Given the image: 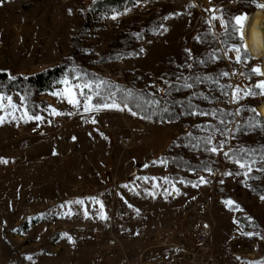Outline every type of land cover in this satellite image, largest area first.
Instances as JSON below:
<instances>
[{
	"label": "rangeland",
	"instance_id": "rangeland-1",
	"mask_svg": "<svg viewBox=\"0 0 264 264\" xmlns=\"http://www.w3.org/2000/svg\"><path fill=\"white\" fill-rule=\"evenodd\" d=\"M95 1L1 2L0 70L31 76L73 57L78 44L77 65L153 96L165 93L170 78H184L192 67L213 74L218 81L203 89L211 101L195 104L214 111L218 104L229 115L221 118L214 111L203 112L207 115L194 111L197 114L179 113V120L157 123L133 115L123 105L122 110L85 112V97L91 96L93 103L94 86L77 88L84 84L75 76L73 80L65 76L53 92L41 96L46 103L52 100L50 105L57 111L59 104L73 110L68 118V109L64 128L51 134L43 125L53 123L55 114L44 118L46 112L39 121L24 119L28 111L22 97L0 93L4 97L0 101L4 117L0 264H139L173 259L187 264L181 258L195 244L189 230L202 221L210 222L212 233L211 251L200 257L201 264H259L264 260V94L254 86L264 76L252 69L260 64L264 71V46L245 39L248 58L237 62L231 45L241 43L238 36L213 17L226 21V10L248 4L250 21L264 25V10L251 0H231L226 5L214 0L130 1L119 13L96 17L90 11ZM88 12L92 15L86 23ZM149 27H153L150 34ZM125 38L131 49L126 56L98 60L113 45L120 50L119 42ZM67 87L76 93L79 106L68 102ZM203 90L191 87L184 94ZM249 90L255 94L245 95ZM239 127L242 131L237 132ZM192 132L211 137V147L223 145L220 151L209 152L215 171L174 164L184 159L194 165L206 157L178 141ZM132 136L135 142L142 139V144L123 150V141ZM235 156L254 161L252 171L245 175L246 169L234 163ZM195 171L214 174L203 176L206 182L200 183ZM213 181L214 193L209 189ZM227 200L234 205L227 206ZM161 234H170L174 246L162 247Z\"/></svg>",
	"mask_w": 264,
	"mask_h": 264
},
{
	"label": "trees",
	"instance_id": "trees-1",
	"mask_svg": "<svg viewBox=\"0 0 264 264\" xmlns=\"http://www.w3.org/2000/svg\"><path fill=\"white\" fill-rule=\"evenodd\" d=\"M3 1L5 0H0V3ZM130 1L152 2L155 0H96L90 11L96 17L115 14L119 13L122 9V6L124 4L130 3ZM214 1L218 5H226L231 0ZM226 11V22L230 21L233 16L242 12H250L248 4H242V6L236 10L228 9ZM91 13L88 12L86 15V23L89 22V16L92 15ZM161 22L162 19L159 20L157 24H160ZM228 28L230 29V27ZM152 30L153 27H149L146 33L150 34ZM129 42L130 40L125 38L124 42H119L122 44L120 45V50H116L113 45L110 51L106 55L101 56V58H98V60L100 62L114 61L120 57L126 56L131 51L129 48ZM76 46L73 57L65 58L54 67L47 68L31 76L12 75L6 71L0 70V93L4 95L18 93L22 97L28 113L30 115H39L40 109L47 106V103L41 100L42 94L53 92L57 87L59 80H61L63 77L69 76V78L72 79V77L75 76L82 84L91 83L94 86V91L99 93V95L94 94L93 96L94 104L110 102L113 99L118 103H121V105L126 102L128 104L127 108H129L131 111L157 123L179 120L181 117L179 113H193L194 111L211 113L214 111L211 110V107H199L200 104H206V101L210 100L209 96L206 94L207 92L203 89H209L213 83L218 81L215 77H213V74L208 75L203 71L198 72L196 71V68L192 67L186 77H180V79L170 78L171 83L163 96H153L145 90H139L133 87H125L117 82L101 78L95 73L85 70L84 67L77 65L75 61L77 58L74 57L78 51ZM194 65L199 66L200 61L195 60ZM187 85L196 87V89H202L204 93L197 92L195 93L196 95H186L184 93L186 91L189 92L188 90L191 88L187 87ZM110 94L111 99L109 98ZM195 102H198L199 105H196ZM214 107L216 109L214 113L217 115V117L223 118L229 115V112L221 110L218 107V104H216ZM262 107H264V105ZM236 131H242L241 127H239ZM194 135V132H192L190 136H187L186 138L181 137L178 141L180 143L187 142L193 146L192 149L195 152L200 151L199 153L205 154L206 157L204 160L200 162L197 161V163L194 165L190 164V162L184 159L180 160L179 162L172 161L177 167L180 166L184 169H211V171H215L214 164L212 163L213 155L209 154L210 150H208L211 148V145L206 143L209 136L204 134L200 136ZM179 142H173L170 147L176 145Z\"/></svg>",
	"mask_w": 264,
	"mask_h": 264
},
{
	"label": "snow or ice",
	"instance_id": "snow-or-ice-1",
	"mask_svg": "<svg viewBox=\"0 0 264 264\" xmlns=\"http://www.w3.org/2000/svg\"><path fill=\"white\" fill-rule=\"evenodd\" d=\"M251 2L253 4H255V6L261 10H264V2H260V0H251ZM115 18V17H113ZM214 19H219L220 24L222 27H225L226 29L228 27H231L232 29V34L238 36L239 41L241 42L240 44H232L231 45V50L236 52V60L237 62H239L241 59H246L248 58L247 56V44L244 43L245 39H246V30L249 27L250 24V17L248 13H241L239 15H235L231 18L230 21H225L223 17H213ZM264 30V29H262ZM253 73L258 75V76H264V71H262L261 66L260 65H255L252 69ZM224 75H227V73H224ZM63 83H65L66 85L68 84V80L65 79L63 81ZM77 88H86V87H90V83H85L84 85H77ZM187 87H191V85H187ZM255 88L260 89L261 94H264V79H261L259 81H257V83L254 86ZM237 91H239L237 89ZM96 95H99V93H95ZM254 95L255 93L252 92L251 90H249L248 92H245V95ZM64 95L68 98V102L70 104L79 106L80 105V101L77 99L76 97V93L72 90L71 87H67L64 91ZM109 98L111 99V94L109 96ZM233 98H236V92L233 93ZM4 99L3 95L0 94V101H2ZM8 100V104L10 107L15 108L16 106L14 104H12V98L11 97H7ZM92 101V97L91 96H86L85 100H84V111L85 112H90L92 111L94 108L95 109H100V108H116V109H121L122 110V105L121 103H118L116 100H112L111 103L108 102H104V103H97V104H93L91 103ZM158 103V102H157ZM128 104L126 102L123 103V108H127ZM130 110V109H129ZM251 111H256L255 109H251ZM53 114H57L55 109H53ZM136 113L133 112V115H135ZM193 114H197V113H193ZM199 115H207V113H203L200 112L198 113ZM24 119L27 120H42L43 118L39 115H29L26 111L23 114ZM4 121V117L0 116V123H2ZM207 144L211 145L212 144V138L208 137ZM223 145L221 144L219 147L213 146L211 147L210 150L213 153H216L218 151H220V148H222ZM247 150L245 149H241V152H245ZM225 156H228V153H224ZM232 159L234 160V163H236L239 168L241 169H246L245 171V175H247L249 172L252 171V163H254V161H249L248 159L241 157V156H235L232 157ZM208 171H211V169H208ZM228 175H230L231 173H226ZM239 174V173H237ZM205 179L204 177H200V183H205ZM196 186V185H193ZM261 199H264V196H261ZM97 203H99V201H95ZM76 203H82V201H76ZM234 201L232 200H227L225 201V204L229 207H231L232 205H234ZM101 208H103V205L101 204ZM101 218H106L104 216L103 213H101ZM247 235H253L252 233H247ZM239 259V257H238ZM249 264H257V262L252 261L249 262ZM259 264H264V260L259 261Z\"/></svg>",
	"mask_w": 264,
	"mask_h": 264
},
{
	"label": "built area",
	"instance_id": "built-area-1",
	"mask_svg": "<svg viewBox=\"0 0 264 264\" xmlns=\"http://www.w3.org/2000/svg\"><path fill=\"white\" fill-rule=\"evenodd\" d=\"M164 92L162 91L160 95L157 94V96H163ZM55 108H57L61 113L57 112L54 116L53 123L49 124H44L43 128L47 133H54L56 131H59L60 129L64 128V126L68 123L67 115L68 113V108L63 105L59 104L56 105ZM137 142L134 141L133 136L130 138H127L123 141L121 147L123 150H128V149H133L137 148L141 145L140 140H136ZM214 173H206L202 171H195L193 173L194 178H200L203 176H210L213 175ZM112 184L115 185L116 180L113 178L111 180ZM209 189L212 191V193L215 192V182L213 181L209 187ZM212 233V225L210 222L207 221H202L199 222L198 224L194 225L190 230H189V235L190 239H193L195 244H190L188 246V249L185 250L184 252V257L181 258L182 260L186 261L187 264H201L203 263L202 260L200 259L201 256L206 255L208 256L210 253V247L208 246V240L209 237L211 236ZM170 240V234H161L159 236V241L162 247H172L174 246L169 242ZM179 260V259H177ZM123 264H129V263H123ZM149 264H176V261L173 260H168V261H162V262H155V263H149Z\"/></svg>",
	"mask_w": 264,
	"mask_h": 264
},
{
	"label": "bare ground",
	"instance_id": "bare-ground-1",
	"mask_svg": "<svg viewBox=\"0 0 264 264\" xmlns=\"http://www.w3.org/2000/svg\"><path fill=\"white\" fill-rule=\"evenodd\" d=\"M262 29H264V25L255 24L250 21L249 27L246 30V40L252 44L264 46V30ZM261 112L264 114V108L261 109Z\"/></svg>",
	"mask_w": 264,
	"mask_h": 264
},
{
	"label": "crops",
	"instance_id": "crops-1",
	"mask_svg": "<svg viewBox=\"0 0 264 264\" xmlns=\"http://www.w3.org/2000/svg\"><path fill=\"white\" fill-rule=\"evenodd\" d=\"M48 98V97H47ZM47 103H48V106L43 110V111H41L40 112V116H43V114L45 113V114H47L44 118H47L48 116H49V118L51 117V116H53L54 114H53V107L50 105V103H52V100H49V99H47ZM67 106V105H66ZM68 107V106H67ZM68 109H70V113L68 114V118L70 117V116H72V112L71 111H73V110H71V107H68ZM56 111V113L57 112H59V111H57V110H55ZM47 112V113H46ZM75 113V112H74ZM74 115H78V114H74ZM66 117H67V115H65ZM53 121V120H52ZM52 123V122H51ZM141 141V144H142V139L140 140ZM115 188H116V186H115ZM199 211V210H198ZM201 212H203V210H201ZM183 213H184V215H186V213H185V211H183ZM205 219H206V217H205ZM167 261V260H166ZM149 263H153V262H140L139 264H149ZM155 263V262H154Z\"/></svg>",
	"mask_w": 264,
	"mask_h": 264
},
{
	"label": "water",
	"instance_id": "water-1",
	"mask_svg": "<svg viewBox=\"0 0 264 264\" xmlns=\"http://www.w3.org/2000/svg\"><path fill=\"white\" fill-rule=\"evenodd\" d=\"M257 113V112H256ZM261 117V116H260ZM262 118V117H261Z\"/></svg>",
	"mask_w": 264,
	"mask_h": 264
}]
</instances>
